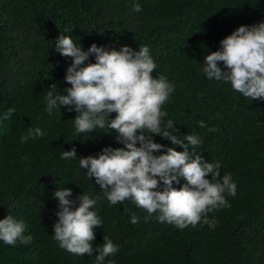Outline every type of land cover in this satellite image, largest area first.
I'll return each mask as SVG.
<instances>
[{
    "label": "trees",
    "instance_id": "obj_1",
    "mask_svg": "<svg viewBox=\"0 0 264 264\" xmlns=\"http://www.w3.org/2000/svg\"><path fill=\"white\" fill-rule=\"evenodd\" d=\"M137 4L140 12L133 10ZM259 22L264 0H0V220L12 215L24 222L23 235L32 237L15 246L0 241V264H95V250L91 256L72 254L54 239L60 211L54 192L63 188L72 191L73 210L82 194L97 200L92 210L102 223L90 243L99 247L108 236L119 246L104 264H264V100L245 98L202 71L204 57L219 50L223 38ZM61 34L85 51L93 43L149 48L157 65L152 75L174 85L162 106L164 126L172 120L167 130L180 140L198 135L202 144L195 152L219 162L221 178L230 173L236 184L235 196L224 193L230 207L209 213L214 228L201 222L180 230L131 199L112 205L79 167V158L123 144L107 127L77 134V113L63 105L47 111L49 86L56 83L61 94L71 86L64 78L72 58L55 51ZM9 109L15 111L5 119ZM36 127L46 134L22 143ZM153 140L165 150H184L160 135ZM73 147L76 159H61ZM184 183L181 178L173 186Z\"/></svg>",
    "mask_w": 264,
    "mask_h": 264
},
{
    "label": "clouds",
    "instance_id": "obj_2",
    "mask_svg": "<svg viewBox=\"0 0 264 264\" xmlns=\"http://www.w3.org/2000/svg\"><path fill=\"white\" fill-rule=\"evenodd\" d=\"M133 10L142 9L137 4ZM219 43V50L204 57L206 66L202 71L207 78L229 82L245 98L264 100V22L241 25ZM55 51L72 58L64 78L71 86L63 90L66 94L60 93L56 83L49 86L45 97L49 114L63 105L77 113L73 120L77 134L107 127L118 133L116 139L123 144L118 148L105 147L98 156L79 158V167L87 170L89 179L95 178L107 200L116 205L131 199L149 215L159 213L160 222L180 230L201 222L214 228L216 221L208 218L209 213L230 207L224 193L235 196L236 184L230 173L221 178L219 162L206 161L195 152L202 144L198 135L188 134L185 140H180L167 130L174 127L172 120L164 126L163 118L168 114L162 111V106L174 85L162 74L152 75L157 65L149 48L139 47L136 51L123 45L116 50L93 43L85 51L71 36L61 34L56 39ZM90 56H94L95 62L89 61ZM14 111L9 109L4 118H10ZM112 113L116 114L114 118H110ZM205 126L203 121L199 122V127ZM45 134L39 127L30 128L21 142ZM154 134L184 150L176 151L172 147L165 150L164 145L154 142ZM162 150L164 154L154 155ZM61 159H76L75 147L64 151ZM209 174L211 180L206 178ZM181 178L186 183L174 187L173 182L179 184ZM71 195L68 188L54 192L60 207L54 239L60 248L72 254L91 256L95 250L98 253L95 264H104L106 257L119 251V246L108 236H104L99 247L93 248L90 243L95 239L94 229L102 223L92 210L97 200L82 194L78 196L79 206L73 210V201L68 199ZM138 219L133 214L131 222L135 224ZM24 231V222L12 215L0 220V241L6 245L15 246L18 241L30 243L32 237L24 236Z\"/></svg>",
    "mask_w": 264,
    "mask_h": 264
}]
</instances>
